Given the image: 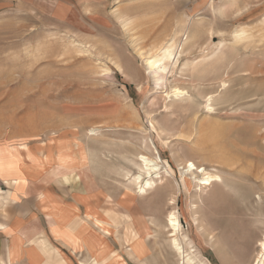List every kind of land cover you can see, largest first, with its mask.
<instances>
[{
  "label": "rangeland",
  "instance_id": "obj_1",
  "mask_svg": "<svg viewBox=\"0 0 264 264\" xmlns=\"http://www.w3.org/2000/svg\"><path fill=\"white\" fill-rule=\"evenodd\" d=\"M172 42L158 80L148 56ZM141 156L158 161L146 193ZM187 160L221 179L204 188ZM0 171L61 195L42 196L56 228L109 248L91 264H185L172 210L197 260L257 264L264 0H0Z\"/></svg>",
  "mask_w": 264,
  "mask_h": 264
},
{
  "label": "crops",
  "instance_id": "obj_2",
  "mask_svg": "<svg viewBox=\"0 0 264 264\" xmlns=\"http://www.w3.org/2000/svg\"><path fill=\"white\" fill-rule=\"evenodd\" d=\"M9 179L0 171V264H91L97 258L109 257V248H75L56 228L52 203L42 198L45 192L61 197L55 189L31 177L19 185L8 184ZM64 198L71 200L72 196ZM77 204L85 216V203ZM62 220L65 233L67 222ZM122 249L115 248L121 258Z\"/></svg>",
  "mask_w": 264,
  "mask_h": 264
},
{
  "label": "bare ground",
  "instance_id": "obj_3",
  "mask_svg": "<svg viewBox=\"0 0 264 264\" xmlns=\"http://www.w3.org/2000/svg\"><path fill=\"white\" fill-rule=\"evenodd\" d=\"M174 46L175 44L172 43H166L165 45H163L158 51V53H156L154 56H148V64L151 68L150 71H152V73L156 76V78L158 80L163 78V72L166 70L167 66L165 64V62L169 59H171L174 55ZM180 92H177V94ZM93 130V129H92ZM93 132V131H92ZM61 154V153H60ZM141 159L143 160V165H145L144 170H145V174H146V181H145V185L141 186V190L143 191V193H146L147 191H150L152 189H154L157 185L156 180H154L153 177V173H155L156 170L158 169V164L156 162V159H150L146 156H141ZM186 171L187 172H194L193 170H197L198 167L195 164L194 161L191 160H187L186 161ZM143 168V167H142ZM203 172L205 175V178L202 179L201 183L203 185H205L204 188H207L208 186H210L212 184L213 181H218L221 179L220 175L216 174V173H211V172H207L205 171V168H201L199 170H197V172ZM157 177V175H156ZM155 177V178H156ZM141 176H138V179H140ZM184 178L186 179V186L188 187V189H191L194 185H192V182L190 181V179L185 175ZM140 183V181H139ZM201 184V185H202ZM193 190V189H192ZM197 190H202L201 188L197 189ZM199 198H201V194H198ZM175 203L174 199H171L170 204L173 205ZM168 219H169V225L172 229V243L174 248L176 249V251L178 252V254L180 255V257H182V259H184V263L185 264H206L203 261H199V259L197 260V256L195 251L196 250H192L190 248V250H186L184 243H188V241L190 240L188 238V236L186 234L181 233L182 231V224L179 220V217L176 213L175 210L169 211L168 213ZM67 224V223H66ZM65 233H67L68 235L71 234V230L67 227L65 229ZM76 242V240H75ZM190 243V242H189ZM191 244V243H190ZM258 245L260 246V253H262V256L259 257L258 259V263L257 264H264V237L262 238V240L259 241ZM135 250L137 252H140V248H135ZM126 264V263H124Z\"/></svg>",
  "mask_w": 264,
  "mask_h": 264
}]
</instances>
